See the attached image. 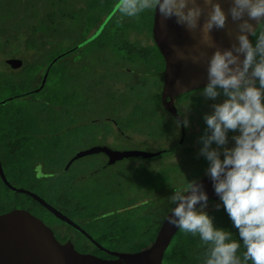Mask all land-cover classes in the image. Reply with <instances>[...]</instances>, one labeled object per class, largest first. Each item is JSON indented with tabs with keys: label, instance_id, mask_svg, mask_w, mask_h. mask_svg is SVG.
<instances>
[{
	"label": "rangeland",
	"instance_id": "rangeland-1",
	"mask_svg": "<svg viewBox=\"0 0 264 264\" xmlns=\"http://www.w3.org/2000/svg\"><path fill=\"white\" fill-rule=\"evenodd\" d=\"M110 1L106 0L101 10L111 9ZM87 2L0 0V78L4 83L11 81L0 86V101L25 89L31 92L0 105V113L20 112L24 116L27 112L29 117L25 139L19 142V154L9 150L11 147L4 144L8 141L3 142L10 135L13 140L12 131L0 126V159L5 174L16 187L28 189L66 211L72 221L97 237L99 245L124 252L126 245H117L98 230L97 217L125 203L127 206L117 211L122 213L132 208L140 213L147 211L144 223L160 222L171 206L169 198L174 195V189L185 187L198 177L199 169L208 166L209 161L201 154L203 145L190 153L182 145L161 156H135L109 162L103 152L75 157L77 151L97 144L119 151H156L169 147L176 135L175 122L160 107L157 113L158 102L150 96L156 86L149 82L148 76L142 75L151 73L155 65L141 67L144 62L139 58L133 62L134 58L123 59L127 55L119 47L120 40L130 47L136 46L134 35L129 34L135 28H125L109 41L92 36H86L90 40H80L86 18L78 14L88 7ZM95 3L99 8L98 0H90L89 10L95 11L91 8ZM51 9L59 31L56 41L41 44L42 32L38 27ZM101 10L92 19H99L103 15ZM111 17L115 19L114 15ZM109 18V15L105 17L106 35L116 33L115 26H119ZM69 26H77L73 34H69ZM30 31L36 38L29 40ZM130 50V54L135 53L133 47ZM10 57L20 58L21 64L8 68L5 59ZM23 75H28L24 79L26 83L17 85ZM32 75L37 79L29 81ZM202 92L201 88L199 94ZM209 109L213 113L212 105ZM239 134L238 130L227 133V144L219 147L221 159L223 148L234 147L233 137ZM213 145L214 149L218 147L215 142ZM195 157L204 161L192 164ZM0 192L4 210L22 207L26 202L21 203V196H14L1 184ZM25 206L29 210L33 204ZM34 209L35 212L29 211L66 232L67 228L49 211ZM67 230L74 234L73 230ZM81 242L88 246L84 240Z\"/></svg>",
	"mask_w": 264,
	"mask_h": 264
},
{
	"label": "clouds",
	"instance_id": "clouds-1",
	"mask_svg": "<svg viewBox=\"0 0 264 264\" xmlns=\"http://www.w3.org/2000/svg\"><path fill=\"white\" fill-rule=\"evenodd\" d=\"M114 8L122 17L135 18L158 10L162 25L175 18L191 34L199 30L200 45L215 49L207 59L209 82L202 94L215 99L222 91L226 99L212 105L213 113L204 116L207 132L201 154L209 161L207 174L215 193L243 241V256L237 255L241 243L230 232L216 228L203 211L208 197L195 181L174 189L169 202L175 207L167 222L198 235L207 245L203 264H264V0H229L227 14L219 0H116ZM229 16L236 25L235 40L230 48L221 50L211 33L228 29ZM227 35L232 36L230 29ZM173 47L180 60L198 63L207 55L201 51L199 56H186ZM183 123L187 126L188 122ZM237 130L235 146L224 147L221 159L219 147L227 144L229 131ZM213 142L218 146L215 149L211 148ZM198 203L200 210L195 207Z\"/></svg>",
	"mask_w": 264,
	"mask_h": 264
},
{
	"label": "water",
	"instance_id": "water-1",
	"mask_svg": "<svg viewBox=\"0 0 264 264\" xmlns=\"http://www.w3.org/2000/svg\"><path fill=\"white\" fill-rule=\"evenodd\" d=\"M219 2L227 14L229 0H219ZM161 21L162 17L159 11L157 10L156 13L151 11L150 28L152 37L163 58L160 98L165 109L177 118L181 128V121L172 104V95L182 94L209 82L207 78V59L215 49L199 44V30L191 34L183 26L178 25L175 18L166 21L163 25ZM227 23L228 29H214L211 33L216 46L220 47L221 50L230 48L235 40L236 25L232 22L230 16ZM229 29L232 31L231 37L227 35ZM173 46L183 51L186 56H199L201 51L207 55L201 58L198 63H193L191 59L180 60L177 59ZM240 58L242 60L243 56ZM5 63L8 68L14 69L21 64V60L20 58L10 57L5 59ZM178 81L180 86H177ZM180 139L181 136L170 147L156 151L137 149L119 151L104 144H97L77 151L75 157L86 153L103 152L108 156L107 162H109L135 156L146 158L161 156L178 147ZM0 178L7 188L29 195L59 220L80 230L97 247L111 255L109 257H99L89 252H77L68 240L58 243L51 228L40 217L25 208L19 207L0 212V264H161L162 251L174 231L178 229V227L167 222V217L171 215V209L175 207L174 204H171L161 219L151 241L135 251L117 252L99 245L80 225L74 223L59 209L46 202L36 193L23 187L10 186L4 177L1 165ZM192 181L201 184L203 191L207 194V206L203 209L222 202L215 193L214 182L207 171ZM195 207L200 210L201 204L198 203Z\"/></svg>",
	"mask_w": 264,
	"mask_h": 264
},
{
	"label": "trees",
	"instance_id": "trees-1",
	"mask_svg": "<svg viewBox=\"0 0 264 264\" xmlns=\"http://www.w3.org/2000/svg\"><path fill=\"white\" fill-rule=\"evenodd\" d=\"M106 0H98L99 2V8L97 6V3L95 5H91V8H94L95 11H93V9H90V0H88L87 2V8H85V10L83 11V13L78 14V16L80 17V15H82V17H85V25L83 28V31L80 35H82L81 39L82 41L85 40H90V38H87L86 36L90 37H95L101 40V39H105L107 41L111 40L112 36H115L117 33H123V31L125 30V28H135L136 30H140L142 31L143 29L147 30L149 28V23H150V18H151V11H145L144 13H142L139 18H135V17H122L120 16L115 8L114 5L116 3V0H111L110 3L113 4L111 9H107V10H101L103 9V4ZM109 1V0H108ZM97 6V7H96ZM98 9H96V8ZM79 12L81 11V9H78ZM96 10H101V12H104V16L101 15V17L99 19L96 20L92 19V15L95 14V12H97ZM108 15L110 16L109 20L115 22L116 24H119V26H115L116 29V33L113 34L110 33L108 35H106L104 33V31L106 30L105 27H107L108 22H106L105 17L107 18ZM112 15H114L115 19H112ZM91 19V20H90ZM80 23H82V21L79 20ZM110 23V21H109ZM125 24V25H123ZM41 26L38 27V29L42 32L41 34V38H40V43L41 44H46L52 41H56L55 37L56 34L59 31V23L55 20L54 18V11L51 9L48 12L45 13V18L43 20V22L40 24ZM91 27H95L93 31H91V33H89L90 28ZM77 28V26H69L68 31L69 34H73V31H75V29ZM35 31V30H34ZM36 38V36H34L32 34V32L30 31V38ZM67 38H69V36H67ZM253 44H255V38H253ZM125 43V42H124ZM126 44V43H125ZM136 46H132L134 49L133 54H130L131 50L130 45L126 44L127 48L124 54H126L127 56H124V54L122 56L118 55V57H125V59H133L132 62L134 60H136L137 58L141 59V61H143L145 63V65L150 66V65H155V68H153L154 72L156 70V72H159V68L162 67V58L161 55L158 54L160 61L159 64H157L156 60H152L156 58V53L153 51V49L151 48H146V47H142L139 45V43H134ZM123 46V45H122ZM137 46H139L137 48ZM158 67V68H157ZM27 74V73H26ZM155 74V73H154ZM28 77V75L24 76L20 79H18L17 81V85H21L25 82V78ZM0 86L4 85L6 86L7 83L10 84V80H6L4 82H2V78H0ZM32 79H37L36 77L34 78V75H32L29 78V81ZM157 81V77L153 76L152 78V82L153 84H155ZM24 85V84H23ZM36 86V84L34 85ZM29 91H27L25 89L22 90L21 92H19L17 95H11L7 98H3L0 101V105L2 103H4L6 100H11L12 98H16L18 96H24V95H28ZM19 111V110H18ZM17 111V112H18ZM29 122V117H28V113L26 112V114L24 116L21 115V113L19 112L18 114L12 113L11 111L9 113H0V126H3V128H7L9 130L12 131L13 133V140H11L9 137L7 140L5 138V141H8V143H4L5 145L11 147L9 148V150L15 151L18 154L20 153V145L19 142L23 141L25 139V135H24V131L27 130V123ZM2 124V125H1ZM17 135V136H16ZM28 133H26V137H27ZM16 136V138H15ZM19 157H17L15 159V163L16 165H18L19 162ZM207 162V160H206ZM208 166H205L204 169H199V174L197 176L202 175L203 173H205L207 171V169L209 168V162L207 163ZM0 165L2 168V172L4 174V177L7 181V183L12 186V187H16L12 181H10V179L7 177V175L5 174L4 170H3V165H2V161L0 159ZM1 178H0V184L2 185L3 183H1ZM4 185V184H3ZM2 185V187L5 190L11 191L14 196L19 197L21 196L23 198V200L21 201V203L25 204L27 203H32L33 206H30L32 212H35V207H40L42 209H45L47 211L46 208H44L40 203H38L36 200H34L32 197H30L29 195L22 193V192H16L14 190H10L9 188H7L5 185V187ZM0 196L1 192H0ZM22 206L24 208H26V206ZM172 204V203H171ZM129 205V204H128ZM219 205V207H217ZM54 206V205H53ZM127 206V205H126ZM125 203L120 206V209H123L126 207ZM2 204H0V211H5L4 209H2ZM57 208V207H56ZM117 209L119 210V207H116L114 210L112 211H107V213L105 214H101L97 217V219L100 220V224L97 225L98 230L103 231V234L105 236L110 237L113 241H115V243L118 244H123L126 245L125 247V251H135L136 249L145 246L149 241L152 240L155 231L159 225V221H157L156 223L153 224H147L144 223V220H146V216H147V211L145 212H136L134 211V209H127L126 211L120 213L119 211H117ZM63 213H65L66 211L61 210ZM204 212H206L213 220V224L216 228H221L224 229L225 231H228L232 234V239H235L237 241H239L241 243V247L237 252V255L239 256H243V253L245 251V248L243 246V241L242 239L239 237V232L238 229L235 228L233 222L231 221V219L229 218L224 206L222 202H219L215 205H212L208 208L203 209ZM48 212V211H47ZM102 213V212H101ZM96 216L93 215V218H95ZM58 219V218H57ZM59 220V219H58ZM69 229H72L71 227H67ZM73 230V229H72ZM95 239H97V237H94ZM75 246L77 249L82 250L81 245H79V242H75ZM207 250V245H204L203 242L201 241L200 237L197 236H193L191 233H185L182 232L179 228L174 231V233L172 234L169 242L166 244V246L164 247L163 251H162V255H161V264H203V259H204V253ZM248 264H251V261L248 262Z\"/></svg>",
	"mask_w": 264,
	"mask_h": 264
},
{
	"label": "flooded vegetation",
	"instance_id": "flooded-vegetation-1",
	"mask_svg": "<svg viewBox=\"0 0 264 264\" xmlns=\"http://www.w3.org/2000/svg\"><path fill=\"white\" fill-rule=\"evenodd\" d=\"M98 4H99V2H98ZM96 11L99 12V10H96ZM102 14H104V12H102ZM150 22H151V18H150ZM94 28L95 27H91L90 28V33H91V31L94 30ZM149 28H150V23H149ZM129 34H130L131 37L134 35V37H133V42L134 43H139V45L142 46V47H146V48L148 47V48L153 49V51L156 53V58L155 59H152V60H156L157 61V64H159L160 58H159L158 54H160V52H159V49H158L156 43L153 40L152 33H151V28H150V31H149V29L147 30V28L146 29H143L142 31H140V30L138 31L136 29H133V30H131L129 32ZM250 40L252 42L254 40L251 35H250ZM120 46H121L122 49H125V50L127 48H129V47H126V44L124 42H122L121 40H120V43H119V47ZM124 58L125 57H123V59ZM161 58H162V56H161ZM116 61L123 62L121 60H116L115 59V62ZM143 65H145V63L142 64L141 67ZM161 68H163V58H162V67ZM161 68H159V72H156V70H155L154 72H151V73H148V74L145 73V74H142V75H145V77L148 76L147 78L150 79V81H149L150 83L152 82L153 76H156L157 77V81L154 84V86H156L157 88L156 87L154 89L152 88L154 91H151L150 96L154 97V100L156 99L157 102H158V104L156 105L157 113H158V108L160 107L161 110L164 113H166V115L169 116L175 122V125H176L175 126V128H176V135H175L174 140L171 142V145H173V143L177 142V140L181 136L179 145L176 148L178 149L182 145H185V146L188 147V152L190 153V150L191 149H196V148L198 149V147L201 148V146L203 145L202 138L205 136V134L207 132V130L204 128V126H205L204 124H206V121L204 120V116L206 114H209V115L212 114V112L209 109V107L211 105H213L215 101L225 100L226 97L223 95L222 91L219 90V89H218V91H221V94L218 97H216L215 99L207 98L203 94H199L200 89L202 88V90H203L207 84H204V85H201V86H198V87H194L191 90L186 91V92H184L182 94H178L177 93V94L172 95V104H173L174 109H175V111L177 113V116L179 117V119L181 121V124H182V126L180 128L179 127L180 124H179V122H177V118L174 117L171 113H169L165 109V107L162 105V103H161V98H160V93H161V79H162ZM140 71H141V69H140ZM256 86L259 87L258 81H257ZM185 120H187V122H188L187 123V126H185L184 123H183ZM206 126H207V124H206ZM208 134H210V132H208ZM9 137H11V135L10 136H7L6 140ZM214 147H215V145H213L211 148H214ZM174 150H172L171 152H173ZM171 152H169V153H171ZM197 160L204 161L203 159H200V157H195V158L192 159V164H196ZM104 164H106V162H104ZM57 209H59V208H57ZM5 211H7V210H5ZM5 211H2V212H5ZM60 212L62 214H64L65 216H67L61 210H60ZM37 216L40 217L42 219V221L44 222V218L43 217H41L39 215H37ZM59 222L65 227V229L67 227H71L73 229V231H74V234H76L78 236V238L75 237L74 234L68 233V231H69V230H67L68 228L66 229V232H63L62 233L61 231H59V229H55L53 227V224L47 223V222L45 223L44 222L45 224H47L51 228L52 233H53L54 237L56 238V240L58 241V243H62L65 240H68L69 243L71 244L72 248L75 251H77V252L78 251L79 252H89V253H92L94 255H98L100 257H109V256H111L109 253H107L106 251L100 249L93 242H91L90 239L87 236H85L80 230L75 229L74 227L68 225L64 221L59 220ZM90 236L93 239H95L91 234H90ZM80 240L81 241L84 240L88 244V246L84 245ZM95 241H96V239H95ZM75 242H77V243L79 242V245H81L82 250L76 248ZM89 247H91V248L89 249ZM93 249H95L96 252L93 251ZM107 249H110V248H107Z\"/></svg>",
	"mask_w": 264,
	"mask_h": 264
}]
</instances>
